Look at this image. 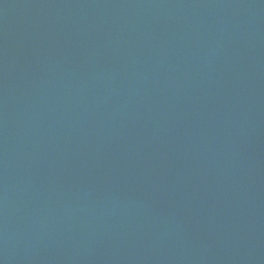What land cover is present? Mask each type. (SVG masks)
Listing matches in <instances>:
<instances>
[{
	"label": "water",
	"instance_id": "water-1",
	"mask_svg": "<svg viewBox=\"0 0 264 264\" xmlns=\"http://www.w3.org/2000/svg\"><path fill=\"white\" fill-rule=\"evenodd\" d=\"M0 264H264V0H0Z\"/></svg>",
	"mask_w": 264,
	"mask_h": 264
}]
</instances>
